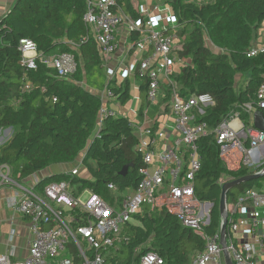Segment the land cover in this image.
<instances>
[{"label":"trees","instance_id":"trees-1","mask_svg":"<svg viewBox=\"0 0 264 264\" xmlns=\"http://www.w3.org/2000/svg\"><path fill=\"white\" fill-rule=\"evenodd\" d=\"M117 2L116 12L143 21L133 0ZM165 3L177 19L176 27L167 28L165 33L176 34L181 44L173 48L172 56L188 58L192 64L172 76V85H161L159 104H165L169 111L174 92L184 98L209 94L215 103L195 119L197 124H207L208 134L197 142L201 168L194 181L196 198L213 205L205 233L214 237L220 232L223 182L256 172L245 165L229 170L220 158L213 131L236 113L246 127L251 126L249 115L240 107L252 102L264 83V54L247 56L264 21V0ZM86 12V0H17L0 20V131L12 130L10 139L0 148V164L9 165L13 177L20 180L52 166L74 163L84 153V174L49 176L39 183V191L53 182H68L74 194L90 190L112 203L119 194L138 187L139 170L145 164L138 150L139 134L129 118L108 116L98 132L102 101L96 92L108 87L115 100L124 104L130 98L131 82L126 78L118 85L108 80L97 43L84 22ZM138 38L139 34H133L131 41ZM22 40L33 41L45 56L74 53L77 72L71 79L61 80L44 64L39 63L37 70H26L21 65ZM82 40L77 48L69 44L79 45ZM248 74L247 85L238 88L239 78ZM136 76L143 109L149 105V80L138 73ZM26 84L31 85L30 90H24ZM127 166V174L120 175ZM263 168L264 164L257 172ZM262 182L264 177L232 189L228 205L234 206L247 189H256ZM111 183L115 192L108 189ZM135 221L137 224L130 223L126 228L127 242L106 254L103 264H137L149 252L156 253L164 264H192L204 250L205 241L165 209L147 206ZM68 256L81 264L72 246Z\"/></svg>","mask_w":264,"mask_h":264},{"label":"built area","instance_id":"built-area-1","mask_svg":"<svg viewBox=\"0 0 264 264\" xmlns=\"http://www.w3.org/2000/svg\"><path fill=\"white\" fill-rule=\"evenodd\" d=\"M86 1L84 22L90 29V36L97 43L99 54L108 71V80L115 81L119 69L123 71L124 79L136 73L147 76L149 105L134 113L135 116L141 115L147 120L150 109L159 104L162 96L161 85H172V76L180 68L192 64L188 58L178 59L172 56L173 48L181 45L180 39L176 34H166L165 30L176 27V17L165 3L167 0H150L158 3L153 10L147 5H137L135 9L143 17L142 22L116 12L117 0ZM192 1L202 4L205 0ZM121 30L123 40L119 41L117 37ZM136 33L139 34L138 40L131 41ZM84 41L79 45L69 44L77 48ZM121 49L123 60L119 61L117 69L111 68L114 56ZM20 51L21 65L26 70H37L40 63L52 69L57 78L68 80L79 68L74 53L45 56L30 40L21 41ZM260 54H264V46L253 47L247 52L248 57ZM30 89L31 85L26 84L24 90ZM96 94L102 101L99 132L105 118L120 114L108 108V103L115 99L108 87ZM214 104V99L209 94L184 98L174 92L169 110L175 121L177 135L172 137L170 145L162 151L155 150L151 128H143L132 121L139 134L138 150L142 154L145 167L139 170L141 182L138 187L119 194L112 203L90 190L74 194L68 182L50 183L41 192L38 185L47 177L39 180L37 174L40 172L19 180L13 177L9 165L0 164V191L12 192L8 205L30 224L32 233L29 256L26 259L14 260V251L11 254L0 253V264H76L74 257L68 256L69 246L77 251L81 264H103L106 254L127 242V226L135 220V216H142L147 206L152 209H165L184 228L192 230L205 241L204 250L193 258L192 264H225L220 232L214 237L205 233L212 208L209 207L210 203L200 202L196 198L194 186L195 176L201 168L197 142L208 134L207 124H197L195 119L204 114L206 107ZM240 108L250 116L256 111H264V83L259 87L255 99ZM236 118H239L238 113L223 121L213 131L220 158L225 165H229L235 155L239 154L241 165L251 167L255 164L252 159L253 151L264 146V131L253 126L246 127L243 123L236 128L233 126ZM3 133L5 137L2 136ZM6 133L7 130L0 131V148L11 137L6 136ZM246 143L249 144V149ZM84 158L79 157L76 160L79 166L65 173L70 176L79 175L84 167ZM263 164L256 167L255 171ZM151 168H154L153 172L150 171ZM108 189L116 191L112 183L108 185ZM246 203H252L255 208L250 215L248 233L258 238V250L251 243L238 247L233 242L234 234L240 229L235 215ZM260 210L264 211V193L248 189L239 197L230 212L228 251L233 264H264V213L261 214ZM78 222L83 224L76 227ZM49 224H53V227L48 228ZM14 237L15 229L10 234V241ZM137 264H164V261L156 253L149 252Z\"/></svg>","mask_w":264,"mask_h":264},{"label":"crops","instance_id":"crops-1","mask_svg":"<svg viewBox=\"0 0 264 264\" xmlns=\"http://www.w3.org/2000/svg\"><path fill=\"white\" fill-rule=\"evenodd\" d=\"M16 2H17V0H0V20L10 12L12 6ZM133 4L135 7H137V5H147V6H150V8L152 10L155 8L156 5H158V3L152 2L150 0H133ZM120 33L117 37V39L119 41L121 39L123 40V31L121 30ZM253 47L255 48L254 42H253ZM123 58H124L123 57V49H121L114 56V58L110 64L111 68L117 69L118 65L121 62L120 60H123ZM119 70H118L119 72H117V76L115 78L116 79L115 81L118 84H122L123 81L125 80L123 77L124 73H123V71H121V69H119ZM128 79H130V82H131L130 98L134 93L133 98L136 101L135 109L139 110L140 104H141L140 94H139V86L140 85L135 86L134 85L135 82L133 84V81H132V79L134 81H137L139 79L137 78L136 74L129 75ZM129 99L124 104L117 102L114 99L108 103V108L110 109V106L114 103L126 105L129 102ZM128 110H130V111L126 112L127 114L125 117L129 118L135 124H140L143 128H146V127L151 128V130L153 132L152 138L154 137V139H155V150L156 151L164 150L168 145H170L172 137L177 135L176 130H175V121L170 114V110L166 111V105L165 104H161V105L158 104L157 106H154L153 108H151L147 120H145L143 118V116H141V115L135 116L134 115L135 110L133 111L131 108H128ZM122 114H123V111L121 110L120 116H122ZM249 121H250L251 126L254 127V114L252 116L249 115ZM241 123H243V122L239 116V118L234 119L233 126L237 128L238 126H240ZM11 132H12V130H11ZM11 132L9 130H7L6 136H10ZM246 147H247V149H249L248 143H246ZM252 159H253L255 164L253 166H251L250 168H252V170L255 171L256 167H259L262 163H264V146L253 151ZM58 166H65V165H58ZM226 166L229 170L239 169L241 167V156L239 154H236L235 158L232 160V164H229V165L226 164ZM150 171L153 172L154 168H151ZM254 190H257L259 192L264 193V182L260 183L256 187V189H254ZM5 191L9 192L8 190H1L0 194L2 195ZM228 207H229V214H230V212L233 210L234 206L230 207L228 205ZM254 210H255V208H254V205L252 203H246L243 206V208L239 209V211L237 210V213L235 215V220L240 225V229L236 234H234L233 242L238 247H241L242 245H244L246 243H251L258 250V243H259L258 238L252 236L251 233H248L249 228H250V215L254 212ZM260 212H261V214L264 213L263 210H260ZM7 213L8 212L5 210L3 202L0 201V232L4 227H7L9 223L10 224L13 223V220L8 219L9 217H8ZM23 220H25V219H23ZM14 239H15V237H14ZM14 239L12 241H10V236H9L8 243H5V238L2 237L0 239V253L11 254L14 251V260L26 259L29 256V243L32 239L31 233H30V238L27 241L26 247L23 250L17 248V243H16V246H13L14 248H12L11 251L9 250V247L12 245ZM258 264H262V263H258Z\"/></svg>","mask_w":264,"mask_h":264},{"label":"rangeland","instance_id":"rangeland-1","mask_svg":"<svg viewBox=\"0 0 264 264\" xmlns=\"http://www.w3.org/2000/svg\"><path fill=\"white\" fill-rule=\"evenodd\" d=\"M254 44H255V47H262L264 46V21L263 23L261 24V26L256 30V33H255V36H254ZM211 45V44H210ZM213 48V47H212ZM249 79H250V75H246L244 76L243 78H239L238 80V88L239 87H243L247 85V83L249 82ZM133 81V84L135 82V86L137 85H140V81L137 80V81ZM134 96V93L133 95L131 96V98L129 99V102L126 104V105H121V104H112L110 106V109L114 112H116L117 114H120L121 110L123 111V114L122 116L125 117L126 116V112L127 111H130L128 110V108H131L133 111L135 110V112H137L138 110L135 109L136 107V101L135 99L133 98ZM126 109V110H125ZM12 134V132H11ZM5 134L3 133V137ZM7 138V137H6ZM84 157V153L80 156V158L82 159ZM79 166V163L78 162H74V163H71L69 165H65V166H52V167H49L47 168L46 170H44L43 172H40L37 174L39 180H42L44 179L45 177H48V176H51V175H55V174H60V173H69L70 171H72L74 168H77ZM255 167V166H254ZM66 171H65V170ZM85 170L83 169L81 171V174H84ZM12 196V192H7L5 191L2 195L0 194V201L3 202L4 204V208L5 210L8 212L7 215H8V219H11L13 220V223L12 224H8L7 227H4L1 232H0V239L2 237L5 238V243H8V240H9V236L12 232L13 229L16 230V237L12 243V245L9 247V250L11 251L12 248H14L13 246H16V243H17V248L18 249H25L26 247V244H27V241L28 239L30 238V233H31V230H30V224L26 221V220H23V216L18 214L17 212H15L9 205H8V200L11 198ZM132 224H137V221H135L134 219L132 220L131 222ZM31 237H32V233H31Z\"/></svg>","mask_w":264,"mask_h":264},{"label":"water","instance_id":"water-1","mask_svg":"<svg viewBox=\"0 0 264 264\" xmlns=\"http://www.w3.org/2000/svg\"><path fill=\"white\" fill-rule=\"evenodd\" d=\"M254 127L256 129L264 131V111H256L254 113ZM11 131V129H9ZM129 170V166L125 167L120 175L125 176ZM264 177V168L253 174L241 177L239 179L228 181L222 185L221 198L219 203V211H220V244L223 249V255L225 264H233L230 253L228 251V241H229V228H228V218H229V207H228V194L229 192L252 180L260 179ZM209 207L212 208L213 205L209 204Z\"/></svg>","mask_w":264,"mask_h":264}]
</instances>
